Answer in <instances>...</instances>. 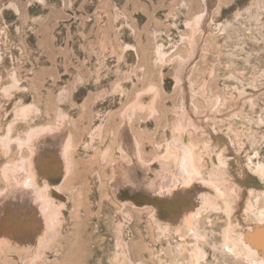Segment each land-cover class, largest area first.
Segmentation results:
<instances>
[{
  "label": "rangeland",
  "instance_id": "obj_1",
  "mask_svg": "<svg viewBox=\"0 0 264 264\" xmlns=\"http://www.w3.org/2000/svg\"><path fill=\"white\" fill-rule=\"evenodd\" d=\"M263 261L264 0H0V264Z\"/></svg>",
  "mask_w": 264,
  "mask_h": 264
},
{
  "label": "bare ground",
  "instance_id": "obj_2",
  "mask_svg": "<svg viewBox=\"0 0 264 264\" xmlns=\"http://www.w3.org/2000/svg\"><path fill=\"white\" fill-rule=\"evenodd\" d=\"M183 159V158H182ZM176 160V159H175ZM181 160V159H180ZM180 160H178V162L177 163H179L180 162V164L182 165V163H183V161L185 160V162L183 163L184 165L183 166H181L180 168L178 167V170L180 169L181 171H183L184 172V168L186 169L185 171H190V172H195V173H198V170H197V168H196V165H195V162H194V160H193V158L192 157H189L188 159H183L182 160V163H181V161ZM208 203H206V205H207ZM199 206V205H198ZM198 255H200V253H198ZM261 264H264V261L261 263Z\"/></svg>",
  "mask_w": 264,
  "mask_h": 264
}]
</instances>
